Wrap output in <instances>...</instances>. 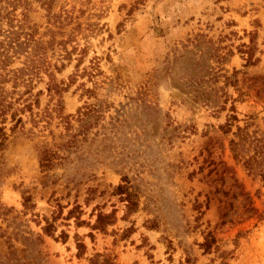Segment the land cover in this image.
Here are the masks:
<instances>
[{
	"label": "rangeland",
	"instance_id": "1",
	"mask_svg": "<svg viewBox=\"0 0 264 264\" xmlns=\"http://www.w3.org/2000/svg\"><path fill=\"white\" fill-rule=\"evenodd\" d=\"M43 1L0 3L13 13L0 21V51L10 49L11 17L12 30L33 34L0 62L13 103L0 151L10 170L0 183V264H90L97 253L113 264H264V181L231 149L238 127L264 137V0ZM67 11L65 26L51 24ZM28 103L12 133L10 113ZM95 103L107 104L105 121L60 151L67 164L43 171L38 146L69 134L55 110L75 116ZM123 176L135 211L114 193ZM76 204L83 225L67 219ZM112 211L105 230L91 228Z\"/></svg>",
	"mask_w": 264,
	"mask_h": 264
},
{
	"label": "trees",
	"instance_id": "2",
	"mask_svg": "<svg viewBox=\"0 0 264 264\" xmlns=\"http://www.w3.org/2000/svg\"><path fill=\"white\" fill-rule=\"evenodd\" d=\"M2 0H0L1 3ZM44 4H47L48 7H50V1H43ZM51 9V8H50ZM48 9V11H50ZM13 14L12 11H7L5 14L2 13V6H0V21L4 16L10 17V15ZM60 14H53L49 15V18L52 19L53 25H55L57 28H62L65 26L67 20H72L74 17L70 12H66V15L62 16ZM11 29L9 30L11 33L9 37V47L13 50V53H19V50L25 46V44H28V41L31 39L30 37H33V34L23 32L24 29L20 25V29L18 31L12 30L15 26L12 23V17H11V23H10ZM80 27V26H79ZM75 27L74 29H77L79 31L81 28ZM54 32V31H52ZM24 34V37L26 40L21 39V35ZM54 41H50L47 45L48 47L53 44ZM251 48V47H249ZM10 49H4L0 51V62H3V65H6V62L10 60L11 55L9 54ZM245 52H248V50ZM71 54V53H70ZM70 54L67 56L69 57ZM4 66L2 68H4ZM1 69V67H0ZM74 78V77H73ZM6 79V76L3 75L0 71V151H2L9 139V134L6 130V122L8 121L7 115L9 114V111L13 108V103L11 101H8L7 96L3 93V89L1 87L2 82ZM74 80V79H73ZM72 80V81H73ZM58 91V85L55 82L51 83V87L49 90ZM85 91L87 92H94V89L87 88ZM32 110L31 104H26L23 106V108L20 109H14L10 113V121L12 122V125L10 126V131L12 133H15L19 126L24 128V121L21 116H19V111H25V109ZM108 106L107 104L103 105L102 103L99 104H86L83 107L78 108L76 116V121L79 122V129L78 132H73V125L72 120L75 119V116L72 114L63 115L61 113V109H56L55 111L61 118V122L64 123L66 131L69 133L68 138L59 144H56L53 142V144L45 143L41 146H38V153H39V161L40 166L43 171H50L51 169L61 166L64 164H67L69 157L68 155L61 154V150H71L73 147L77 146L78 135H82L84 140H87L88 134L91 131L93 127H98L101 122L105 121V112L107 111ZM48 115H52V112H47ZM49 117V116H48ZM113 117L110 121V129L111 130H118L120 127L117 125V122H119L118 119H115L112 121ZM237 119L235 115H230L228 119V129L227 131H230V127L232 126V121ZM35 123H37L35 121ZM103 128H106L105 125H102ZM100 133L99 131L96 133L98 135ZM237 139H231V149L234 154V158L237 161H242L243 165L249 170L250 173H253L255 175H258L261 177V179L264 181V137H251L249 136L248 132L245 130V128L238 127V131L236 133ZM104 137L106 138V135L104 133ZM251 147H253L254 152L252 155H249L251 152ZM0 156V183L1 180L10 172L9 169L5 168L3 166V160H1ZM123 183L118 184L115 189L114 193L121 195L123 201H127V208L128 211H135L138 207L139 200L138 195L133 189L131 188L129 181L126 176L122 177ZM92 189L91 191H93ZM29 197H26L25 200H28ZM82 211L80 210L79 205L73 206L67 214V219L75 217L77 219L78 225H83L85 222L84 220H80V214ZM115 219V211H112L111 213H98L97 218L93 224H89L92 229H99V230H105L106 227L109 224H112ZM56 218H54V221ZM45 233L48 235L54 236L56 227L54 223L49 222L47 220V224L44 227ZM92 235V234H91ZM64 240L68 237V234L66 232H62L60 235ZM215 243V238L212 235H207L205 238V241L201 243V247L204 248L205 251H208L211 249L212 244ZM76 245L78 249V255L81 256L84 252L86 246L78 237L76 238ZM90 264H113L112 259L107 256L100 253L95 254L90 259Z\"/></svg>",
	"mask_w": 264,
	"mask_h": 264
}]
</instances>
